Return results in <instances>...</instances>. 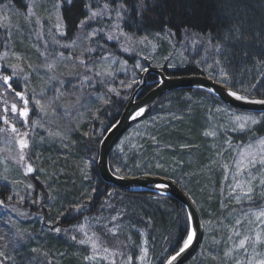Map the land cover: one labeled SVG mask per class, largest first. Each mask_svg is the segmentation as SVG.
<instances>
[{
    "label": "trees",
    "instance_id": "1",
    "mask_svg": "<svg viewBox=\"0 0 264 264\" xmlns=\"http://www.w3.org/2000/svg\"><path fill=\"white\" fill-rule=\"evenodd\" d=\"M60 1L64 36L57 38L56 31L49 30L42 33L45 35L44 51L49 57L60 54L56 52L59 47L56 46L55 38L66 45L76 41L81 34L88 35L94 29H101L97 34L99 36L92 38L87 45L94 50V61L110 56L109 58L118 57L133 63L136 55L120 50L123 39L130 38L132 43L165 40V46L168 41L173 43L175 51L179 50L177 55L181 61L178 66H169L167 63L160 67L168 77L207 76L224 85L222 73H226L235 85L231 88L233 91L248 95L250 99L264 97V0H123L128 9L123 19L117 21L115 13L110 11L112 19L108 15L97 17L88 20L83 28L80 24L90 15L89 5L91 10H102L103 5L108 3L111 9L119 0ZM31 3L32 0H0V9L10 6L20 13H26ZM228 13L247 21L250 27L244 29L245 41L233 43L231 39L225 40L226 33L234 23ZM117 23L119 28L114 27ZM121 32L125 33L121 38H107L109 34L119 37ZM257 33L260 35L257 36ZM0 35V52H3L7 35L1 27ZM218 42L221 45L220 51L216 50ZM164 50L165 48L162 52ZM245 51L247 55L244 54ZM85 76H91V81L85 82ZM85 76L68 82L65 98L71 99L72 110L75 109L65 112V116L81 110L95 96H104L105 103L93 110L86 124L75 127L74 123H67L65 140L54 137L39 144L32 140V137L34 140L38 138L31 132L28 134L29 147L24 150L23 155L25 163H30L36 174L28 178L31 187L23 193L21 201L10 194L9 187L0 186V201H3L0 205V252L4 253L0 256V264H87L84 258L91 252L90 248L79 245V241H90L89 237L101 248L109 249L108 252L121 253L111 256L116 264H126L130 252L137 259L135 248L138 241H134L131 227L138 232V236L143 235L148 241L152 263L164 264L182 247V241L189 234L188 215L178 202L155 194L123 192L105 184L98 173L97 162L102 139L107 130L120 119L143 75L139 73L138 82L132 88L115 93H109L106 87L107 82H110L114 83L116 89L115 81L112 83L106 76L97 77L93 72H86ZM149 80L155 82L157 77L151 76ZM251 84H255V88H251ZM154 87L155 85L148 86L140 98ZM3 88L5 87L2 86ZM14 89L23 92L17 82ZM6 98L0 89V114L8 116L6 125H1L0 119V128L10 130L9 124H14L22 131L24 124L18 121L17 116L11 111L5 112L6 108L7 111L9 109ZM31 107L28 117L30 128L36 113L35 106L31 104ZM220 108L235 115H260L231 109L202 90L176 91L162 98L150 117L127 133L112 152L110 160L111 170L118 176L154 174L167 177L163 173L148 172V165L133 169L124 164L134 162L136 155L132 154V147L122 152H119L118 147L127 138H132L137 130H144L145 140L142 141L141 148L145 146L147 149L146 156L151 153L156 155L158 152L174 158L178 175L167 178L175 181L195 200L204 220V206L212 207V222L220 228L213 238L216 245L220 243L218 241L227 239L225 224L231 214L264 209V198L249 200L244 197L242 201L231 204L227 197V187H223L221 183V169L231 153L227 149L216 153L207 152L209 148H205L203 131L207 126H220L216 113ZM61 114L64 115L63 112ZM246 127L247 130L223 133L229 136L227 140L233 151L249 149L253 145L260 147V141H264V121ZM156 135L159 139V151L148 143L149 138ZM15 137L18 139L16 134ZM134 140L132 138L131 142ZM136 151L135 149L133 152ZM212 163L216 167L214 187L211 184L203 187L197 174L206 165L212 166ZM39 170L44 174H39ZM186 182L187 187L183 185ZM8 205L24 214L23 225L12 221ZM113 217L118 218L113 220ZM118 225L124 226L125 230L116 231ZM81 226L87 236L79 231ZM56 228L60 229L59 233L54 231ZM73 236L76 240L72 239ZM206 239L210 240L207 236ZM204 245L187 264L207 263L203 256L206 250Z\"/></svg>",
    "mask_w": 264,
    "mask_h": 264
},
{
    "label": "rangeland",
    "instance_id": "2",
    "mask_svg": "<svg viewBox=\"0 0 264 264\" xmlns=\"http://www.w3.org/2000/svg\"><path fill=\"white\" fill-rule=\"evenodd\" d=\"M61 8L62 2L60 0H32L29 9L34 11L35 16L31 17V23L27 22L29 9L26 13H20L10 6H3L0 9V24H8L7 28L1 27L5 31L7 38H5L4 50L0 52V57H3L0 59V62H2L0 66L8 69L12 78L18 82L22 87L23 93L35 106L36 113L32 119V128H30V132L35 138H38V140H34L32 137L33 142L37 141L39 144H43L44 140H51L50 138L54 137H58L62 140L67 139V123L68 125L74 123L75 127L86 124L87 118L93 110L105 103L106 98L104 96H95L89 100L91 102L88 101L81 110H77V112L73 113L71 116H65V112L67 113L72 110L71 103H73L70 98H65L66 86L70 80L79 76L81 78L85 76L87 68H91L94 74L102 69L111 71V76H105L112 83L114 81L117 83L115 84L116 89L113 86L114 83L111 84L107 82V90L109 91V88H111L115 89L116 92H120L127 88H132V86L138 82L139 73L142 75L145 71L144 69L148 66L160 68L168 63L169 66L174 67L178 66L181 62L179 55H177L179 50H174L175 47H173V43L167 41V47L163 43L165 40L157 42L139 41L132 43V41L127 38L122 40L124 42L120 45V50L127 52L129 55L134 53L136 55V60H134L133 63L129 60H121L118 57L109 58L110 56H107V60L102 58L98 59V61H94L92 60L94 50L91 52L88 51L89 48L87 45L91 39L87 38V34H81L75 41V45L71 48L66 45L72 43L65 45L57 39L58 37L64 36L61 35L60 32L65 34ZM5 15L10 17L8 21L4 20ZM58 17L63 24V27L59 31L55 27L58 22ZM37 19L39 23L36 22ZM47 30L51 32L56 31V46L63 49L65 53L60 51L56 52L60 54L63 53V56L59 54L49 57L45 53V35H42V33H45ZM97 36L99 35L95 37ZM119 38H121V35H119ZM125 48H127L128 51H125ZM164 48L165 50L162 52ZM5 53H7V56H4ZM17 57H20V59L17 60ZM81 59L85 61V65L80 64ZM49 63L54 64L51 70L47 67ZM11 65H16L15 75H13V67ZM60 81H63V84H61ZM122 81L123 83H121ZM129 84L131 87L128 86ZM0 89L3 94L7 96L6 101L9 104L7 112H10L11 106L15 104L17 112L14 114L17 116L18 121L22 122L19 111L21 109L20 103L15 98L16 96L13 97L5 88L2 89L1 83ZM56 89H59V91H56ZM115 91H109V93H115ZM36 99L41 100L45 108L44 112H41L39 107L35 105L34 101ZM68 101L71 102L69 103ZM61 112H63L64 115H62ZM216 113L221 124L218 128L207 126V128L204 129L203 137L206 139L205 148H209L207 152L216 153L220 152L222 149H227L228 153H231V155L228 156V158L230 157L229 160L225 161V164L222 166L221 183L223 187H227V197H229L233 205L243 200L245 197L243 191L247 190L248 187L246 183L248 180L247 173L236 175L235 171L236 162L241 159V154L248 149L233 151L227 140L229 136L223 135V133H232V131L235 133V131L239 130V122L235 120L236 115L223 108L216 110ZM7 117L8 116L5 117L3 113L0 114L1 125H3L2 122H4V118ZM162 125L163 124H160V126ZM156 127H158V125L155 126L154 129H156ZM233 128L237 130H233ZM133 135L132 138H134L136 142L135 140L131 142L132 138H127L118 147L119 152L126 149L128 150L129 147H132V154L136 155V160L134 162H131V164L130 162H125L124 164L133 167V169H137L142 165H148V167H146L148 172L150 171L155 174L163 173V175H166L168 178L178 175L177 173L179 170H177L176 164L173 162L174 158L171 156L160 155L158 152L156 155L151 153L146 156L147 151L145 150L147 149H145V146L141 148L142 141L145 140L144 130H137ZM220 136L224 137L225 140L222 137L220 138ZM17 140L14 133L10 132V130H2V128H0V186L9 187L10 194H13L17 201H21L23 193L30 189L31 185L28 182L29 177L26 174L27 166L20 160L21 149ZM148 143L156 151H159L160 146L157 135L149 138ZM33 144H31V147ZM135 149L137 151L134 153L133 151H135ZM249 149L259 157L260 154L264 152V145H260V147L259 145H253ZM212 166L206 165L197 174V178L202 182L203 187H206L208 184L214 187L215 182H213V176L216 167L214 163H212ZM212 169L214 170L212 171ZM210 171L212 172L210 173ZM251 172L257 179L252 184L253 190L248 199L264 198V186L260 184V179L264 178V168L257 164L255 168L251 169ZM39 174L43 175L44 172L39 170ZM187 184L188 182L183 183L185 187H187ZM233 190L234 194L229 195ZM237 197H239V199H237ZM8 207L9 216L12 221L18 225H23L25 216L21 215L20 212H17V210L12 209L10 206ZM212 210L211 206H204L206 214V231L204 239L205 245H203L206 250L203 252V256L204 261H207L206 264H210L209 261H211V264H259V261L264 259V218L258 220L254 214L259 211H264V209L241 214H231V217L227 220V224H225L227 239L218 241V243H220L217 245L215 244L216 241L214 243L213 238L216 235L215 233L219 232L220 228L212 222ZM237 221H239V223H237ZM32 223L33 222H31V224ZM115 230L124 231L125 228L124 226L118 225ZM130 232L133 234L132 237L135 238L134 241H138V245L135 248L137 259L132 257L133 253L130 252L129 255L131 257V264H153L150 255L151 248L148 241L144 239L143 235L141 236L142 238L140 235L138 236V232H136L133 227L130 228ZM257 234L260 235V241L253 243ZM206 236L210 240H207ZM245 236H248L249 239L245 247L240 248L239 242L241 239H244ZM90 241H93V243L97 245L95 251ZM90 241H85L84 244L79 243V245H86L91 251L84 258V262L87 264H112L113 258L111 253L105 252L94 239ZM226 252H230L231 254L226 256ZM126 264H128V261Z\"/></svg>",
    "mask_w": 264,
    "mask_h": 264
},
{
    "label": "water",
    "instance_id": "3",
    "mask_svg": "<svg viewBox=\"0 0 264 264\" xmlns=\"http://www.w3.org/2000/svg\"><path fill=\"white\" fill-rule=\"evenodd\" d=\"M150 76H156L158 78L157 85L152 91L139 100L142 92L150 85ZM185 90L206 91L221 100L228 107L239 111L250 113L264 112V105L251 104L243 100H237L228 95L229 89L207 77H168L161 70L150 69L144 74L142 83L133 93L118 122L114 124L104 136L100 145L97 162L98 173L105 184L127 193L155 194L163 196L178 202L186 210L189 217V233L195 229L196 235L192 244L183 253L177 256V259L173 261L172 264H187L197 255L202 247L205 232L201 214L197 206L190 196L187 195L175 182L165 177L146 175L138 177L122 176L123 178H120L121 176H118L111 171L110 156L124 135L134 125L147 119L162 98L173 92ZM141 109H143L142 114H140ZM158 182H163L168 187L166 189H156L154 185ZM161 192H165L166 195H160L159 193ZM165 264H167V261Z\"/></svg>",
    "mask_w": 264,
    "mask_h": 264
},
{
    "label": "snow or ice",
    "instance_id": "4",
    "mask_svg": "<svg viewBox=\"0 0 264 264\" xmlns=\"http://www.w3.org/2000/svg\"><path fill=\"white\" fill-rule=\"evenodd\" d=\"M71 2V0H69V3ZM142 2V0H141ZM89 11H90V15H88L86 17V19L84 21L81 22L80 27L83 28L84 24L87 23L88 20H93L97 17H103L105 15H108L109 19H112V16L109 14V12H114L115 13V18L117 21L121 20L124 18V16L127 14L128 9L125 7L123 0H119V2L116 4V6L114 8H109V4L105 3L103 5V9H99L98 10H91V5H89ZM35 16V13L32 9H29V17L27 18V22L31 23V17ZM228 16L230 19L234 20V23L231 25L230 30H228V32L226 33L225 36V40L231 39L233 43H239V42H243L246 40V36H245V32L244 29L250 27L247 24V21L243 18H239L237 19L232 13H228ZM10 19L9 16L5 15L4 16V20L8 21ZM37 23H39V20H36ZM0 27H8V24H0ZM55 27L57 28V30L59 31L62 27V21L60 20V18L58 17V22L55 25ZM114 27L119 28V23H117L116 25H114ZM101 31V29H94L91 33L88 34L87 38L88 39H92L93 37H95L99 32ZM61 35H64L63 32H60ZM121 36H124L125 33L121 32L120 33ZM257 36H259L260 34L257 33ZM108 39H118L119 37L113 35V34H109ZM130 39V38H129ZM75 45V41L72 42V44L66 45L67 47L71 48ZM221 49V45L219 44V42L216 45V50L220 51ZM93 49L89 48L88 51L91 52ZM125 51H128L127 48H125ZM245 55H247V52L245 51L244 53ZM61 56H63V53L60 54ZM4 56H7V53L4 54ZM3 57H0V59H2ZM20 57H17V60H19ZM104 60H107V57H103ZM217 63L219 64V61H217ZM80 64L81 65H85V61L83 59L80 60ZM7 66V65H6ZM13 67V75H15V69H16V65H11ZM139 66V65H138ZM48 69L51 70L54 67V64L49 63L47 65ZM87 72L91 73L92 69L91 68H87L86 69ZM146 71V69H144ZM111 76L112 73L111 71H107L106 69H102L101 71H98L95 73V76L99 77V76ZM222 75L224 76L223 79V83L225 85V87L228 90V95L234 97L237 100H243L246 101L248 103L251 104H257V105H264V97L260 98V99H250L248 95H240L238 94L237 91H232L231 88L235 87V85L231 82V80L229 79L228 75L226 73H222ZM92 79L91 76H85L84 80L85 82H90ZM12 80V75H2L0 74V82H2V86L6 87L8 89L12 88V85L9 83V81ZM101 83H104V81H100ZM259 81H257L258 83ZM61 84H63V81H60ZM123 83V81L121 82ZM129 87H131V85H128ZM251 88H255V84H251L250 85ZM56 91H59V89H56ZM109 91H115V89H111L109 88ZM245 91H247V89H245ZM118 94V93H117ZM15 95L17 97L20 98V100L23 102V107L19 110L20 111V116L23 118L24 123L27 124V118L29 115V108L28 103L29 100L26 98L25 94L21 91H16ZM43 95V94H42ZM35 105L39 107L41 112L45 111L44 105L41 103L40 99H36L35 101ZM51 103V102H49ZM11 111L13 113L17 112V107L15 104H13L11 106ZM5 112H7V108L5 109ZM143 109L140 110V114H142ZM235 120L239 122V130L243 131V130H247L246 126L249 125H255L257 123H260L262 121H264V112L260 113L259 117L255 116V115H236L235 116ZM4 122L8 123L7 118H4ZM233 130H237L236 128H233ZM11 131L15 134H17L18 136V144L19 147L21 149V155H20V160L23 161L25 159V156L23 155V150L27 149L29 147V142H28V133L27 132H20L19 129L16 128V126L13 124L11 126ZM261 145H264V141H260ZM250 157V158H249ZM257 164H259L262 168H264V152H262L260 154L259 157L256 156V154L254 152H252L251 149L245 150L244 153L241 154V159L239 161L236 162V175H243L245 173H247L248 176V180H247V190L243 191V195L247 198H250L251 196V192L253 190L252 184L253 182L257 179V177L251 172L252 168H255L257 166ZM28 172H32L33 168L31 165H28L27 168ZM119 171V168L116 169V172ZM115 174V173H114ZM120 178H123L122 176ZM260 184L262 186H264V178L260 179ZM240 186V185H238ZM154 187L156 189H166L168 186L166 184H164L163 182H158L154 185ZM160 195H166L165 192H161L159 193ZM234 194V190L233 192H230L229 195H233ZM8 199H11V197H8ZM237 199H239V197H237ZM3 204V201H0V205ZM21 215H24L23 213H20ZM256 216V218L259 220L261 218H264V211H259L257 213L254 214ZM118 217H113L112 219L115 220ZM237 223H239V221H237ZM55 232L59 233L60 229L56 228L54 229ZM80 232H83L84 235L87 236V232L84 231V227L81 226L79 228ZM113 234H115L114 230ZM196 235V230L193 229L191 231V233L186 235V239H184L182 241V247H180L178 249V251L176 252L175 255H172L170 259H167V264H172L173 261H175L177 259V256H179L181 253H183L193 242L194 237ZM73 240H76V237L73 236L72 237ZM89 239L91 240V237H89ZM230 239V238H229ZM249 237L245 236L244 239H241L239 242V247L240 248H244L246 242L248 241ZM260 241V235L257 234L255 240L253 241V243ZM81 244H84L85 241L84 240H80L79 241ZM97 245L95 243H92V248L95 251ZM105 252H108L109 249L105 248L104 249ZM113 256L116 255H121V253H119L118 251H113L111 253ZM230 252H226L225 255H230ZM4 253L0 252V256H3ZM127 261L128 264H131V257H127ZM112 264H116V261L113 260ZM259 264H264V259H261L259 261Z\"/></svg>",
    "mask_w": 264,
    "mask_h": 264
},
{
    "label": "bare ground",
    "instance_id": "5",
    "mask_svg": "<svg viewBox=\"0 0 264 264\" xmlns=\"http://www.w3.org/2000/svg\"><path fill=\"white\" fill-rule=\"evenodd\" d=\"M0 36H2V35H0ZM111 129V127L107 130V132L109 131ZM106 132V133H107ZM105 133V134H106ZM111 155H112V153H111ZM110 160H111V156H110ZM111 162V161H110ZM110 168H111V164H110ZM112 171V170H111ZM147 174H145V175H142V176H146ZM151 176H157V175H154V174H150ZM30 177H32V176H30ZM160 177H164V176H160ZM165 178H167V177H165ZM168 179V178H167ZM170 180V179H169ZM171 181H173V180H171ZM173 182H175V181H173ZM176 183V182H175ZM177 184V183H176ZM178 185V184H177ZM179 186V185H178ZM180 187V186H179ZM181 188V187H180ZM182 189V188H181ZM183 190V189H182ZM184 191V190H183ZM185 192V191H184ZM186 193V192H185ZM187 194V193H186ZM188 195V194H187ZM190 198L192 199V201L195 203V205L197 206V203L195 202V200L190 196ZM197 208H198V210H199V207L197 206ZM200 211V210H199ZM200 214H201V212H200ZM201 219H202V223H203V226H204V232L206 231V220H204L203 218H202V215H201Z\"/></svg>",
    "mask_w": 264,
    "mask_h": 264
}]
</instances>
